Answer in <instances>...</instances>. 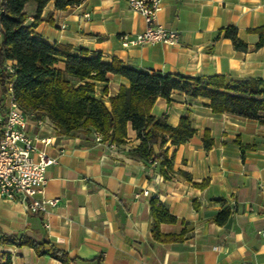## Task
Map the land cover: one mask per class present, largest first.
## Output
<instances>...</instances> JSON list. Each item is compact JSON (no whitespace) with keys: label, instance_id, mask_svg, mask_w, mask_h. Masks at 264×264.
Here are the masks:
<instances>
[{"label":"crops","instance_id":"obj_1","mask_svg":"<svg viewBox=\"0 0 264 264\" xmlns=\"http://www.w3.org/2000/svg\"><path fill=\"white\" fill-rule=\"evenodd\" d=\"M36 9L33 1L24 6L26 24L37 20L33 36L50 45L67 44L73 55L85 50L103 62L116 58L150 74L264 79V46L255 48L259 36L250 32L264 27V0H160L156 21L176 32L175 45L124 46L121 35L132 37L145 29L142 15L126 0H83L64 9L49 1L39 13ZM227 26L236 28L247 51L217 37ZM14 64L6 62L9 68ZM127 85L126 78L108 74L105 82L96 83L94 97L108 106V99ZM209 103L177 90L170 101H155L154 118L163 116L176 126L187 114L195 129L183 144L167 140L153 146L155 153L167 151V179L158 163L128 155L140 143L131 128L123 144H96L81 134L61 135L46 116L29 112L28 135L51 138L47 153L58 159L46 170L42 197L58 203L47 214H35L19 201L0 198V234L45 239L67 252L69 264H264V127L252 119L214 114ZM205 131L213 141L209 149L203 145ZM152 199L176 219L160 224V232L181 234V240L152 237ZM224 210L228 216L219 223ZM2 255L11 264H62L14 243H0Z\"/></svg>","mask_w":264,"mask_h":264},{"label":"trees","instance_id":"obj_2","mask_svg":"<svg viewBox=\"0 0 264 264\" xmlns=\"http://www.w3.org/2000/svg\"><path fill=\"white\" fill-rule=\"evenodd\" d=\"M29 1L36 4L39 13L49 1L54 2L56 9H64L83 0H0V107L5 100L6 85L11 84L19 106L25 112L37 113V117L46 116L61 135L81 134L94 141V133H100L104 142L120 145L125 142L127 130L131 128L140 143L128 155L146 164L155 161L164 179L168 178L171 161L166 150L155 153L153 146L162 147L167 140L172 145L183 144L195 134V129L187 114L180 117L176 126L169 125L163 116L154 118L150 112L157 98L170 101L174 90L194 98H207L212 113L252 119L264 127V79L229 82L221 75L185 77L150 74L127 67L116 58L110 63L103 62L100 55L90 56L85 50L73 55L67 44L50 45L33 36L32 27L37 20L27 25L24 12V6ZM250 32L259 36L255 48L264 46V27ZM219 36L230 39L237 51L248 50L246 43L237 37L235 27H224L219 30ZM7 61H14L15 64L8 68ZM108 74L126 78L128 85L120 86L106 106L102 99L94 97V93L96 83L105 82ZM212 144L209 132L205 131L204 148L209 149ZM182 174L190 179L187 173ZM204 185L205 182L198 186ZM150 213L151 233L156 241L182 239L181 234L160 232V224L176 220L164 204L152 199ZM227 216L228 211L224 210L217 216V221L221 223ZM0 243L28 246L37 256L47 255L62 264H69L71 260L67 252L57 249L45 239L0 234ZM0 264H11L10 257L2 255Z\"/></svg>","mask_w":264,"mask_h":264},{"label":"built area","instance_id":"obj_3","mask_svg":"<svg viewBox=\"0 0 264 264\" xmlns=\"http://www.w3.org/2000/svg\"><path fill=\"white\" fill-rule=\"evenodd\" d=\"M126 1L130 9L142 15L145 29L132 37L121 35L120 39L124 46L177 43L176 32L165 29L156 21L160 0ZM84 18L90 19L87 14ZM0 108V198L6 201H19L31 213L47 214L50 208L58 203V199L42 197L46 186V170L58 161L57 157L47 153L52 140L28 135L27 127L32 114L19 106L11 84L6 85L5 100ZM93 139L96 144L104 142L100 133H94ZM106 143L109 146L113 145Z\"/></svg>","mask_w":264,"mask_h":264}]
</instances>
